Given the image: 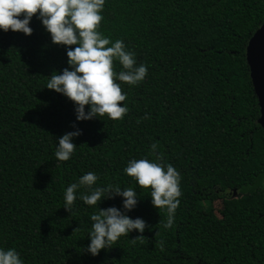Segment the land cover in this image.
<instances>
[{
  "label": "trees",
  "instance_id": "1",
  "mask_svg": "<svg viewBox=\"0 0 264 264\" xmlns=\"http://www.w3.org/2000/svg\"><path fill=\"white\" fill-rule=\"evenodd\" d=\"M101 15L97 30L147 68L136 85L115 81L128 108L119 120L76 121L73 103L43 88L67 58L35 14L30 35L0 31V248L23 264H264V128L245 56L264 0H105ZM76 129L73 154L57 161L56 137ZM153 143L180 174L168 229L148 189L122 171L153 159ZM89 171L97 185L133 187L125 214L145 221L94 257L83 251L95 210L79 199L87 190H75L70 213L62 206L64 189ZM110 206L121 198L97 205Z\"/></svg>",
  "mask_w": 264,
  "mask_h": 264
},
{
  "label": "clouds",
  "instance_id": "2",
  "mask_svg": "<svg viewBox=\"0 0 264 264\" xmlns=\"http://www.w3.org/2000/svg\"><path fill=\"white\" fill-rule=\"evenodd\" d=\"M105 0H0V31L23 33L32 32L29 22L35 14L50 42L65 47L67 67L50 73L43 88L63 95L73 103L76 121L98 118L105 114L109 119L119 120L128 112L121 102L126 99L120 85L115 81L136 85L147 73L146 66L137 65L135 54L127 50L122 40L110 41L97 29L103 19L101 11ZM68 46H74L69 48ZM118 61L122 70H113V61ZM87 106V110H85ZM145 119L148 114L145 113ZM80 130L68 131L56 137L54 156L57 161H67L73 154V138ZM153 159H129L123 173L132 178L140 189H148L151 205L166 212L162 227L168 229L173 224L174 211L181 195L180 174L167 163H161V155L155 143L150 146ZM98 176L89 171L69 184L63 192V207L71 211L77 199L75 190L83 187L87 191L79 195L85 205L95 210L88 217V244L83 248L91 256L101 249H108L121 237L132 230L143 233L145 221L130 218L128 211L135 208L138 193L133 187L119 185H97ZM113 196L121 198V206L100 209L102 199ZM77 230V228L73 229ZM143 237V236H141ZM135 239V238H134ZM0 264H23L14 248H0Z\"/></svg>",
  "mask_w": 264,
  "mask_h": 264
},
{
  "label": "water",
  "instance_id": "3",
  "mask_svg": "<svg viewBox=\"0 0 264 264\" xmlns=\"http://www.w3.org/2000/svg\"><path fill=\"white\" fill-rule=\"evenodd\" d=\"M245 56L253 92L259 107L258 123L264 128V23L249 39Z\"/></svg>",
  "mask_w": 264,
  "mask_h": 264
},
{
  "label": "rangeland",
  "instance_id": "4",
  "mask_svg": "<svg viewBox=\"0 0 264 264\" xmlns=\"http://www.w3.org/2000/svg\"><path fill=\"white\" fill-rule=\"evenodd\" d=\"M219 201H214L213 204H212V207H213V210H214V213L215 215L218 216V210L220 208V205H219Z\"/></svg>",
  "mask_w": 264,
  "mask_h": 264
}]
</instances>
